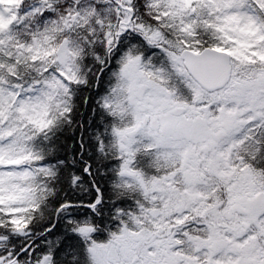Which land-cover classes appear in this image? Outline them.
<instances>
[{"label": "snow or ice", "instance_id": "snow-or-ice-1", "mask_svg": "<svg viewBox=\"0 0 264 264\" xmlns=\"http://www.w3.org/2000/svg\"><path fill=\"white\" fill-rule=\"evenodd\" d=\"M0 264H264V0H0Z\"/></svg>", "mask_w": 264, "mask_h": 264}]
</instances>
